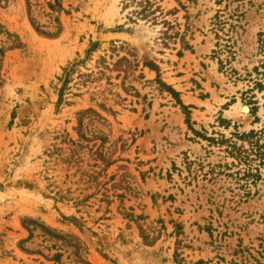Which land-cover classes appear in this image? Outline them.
<instances>
[{"label":"rangeland","instance_id":"obj_1","mask_svg":"<svg viewBox=\"0 0 264 264\" xmlns=\"http://www.w3.org/2000/svg\"><path fill=\"white\" fill-rule=\"evenodd\" d=\"M0 264H264V0H0Z\"/></svg>","mask_w":264,"mask_h":264},{"label":"trees","instance_id":"obj_2","mask_svg":"<svg viewBox=\"0 0 264 264\" xmlns=\"http://www.w3.org/2000/svg\"><path fill=\"white\" fill-rule=\"evenodd\" d=\"M145 67H148L150 70H153V71H155V72H159L158 67H157L155 64L151 63V62L145 63ZM170 92H171L172 94H176V93H175L173 90H171V89H170ZM182 108H183V109H186V107H184V106H182Z\"/></svg>","mask_w":264,"mask_h":264},{"label":"bare ground","instance_id":"obj_3","mask_svg":"<svg viewBox=\"0 0 264 264\" xmlns=\"http://www.w3.org/2000/svg\"><path fill=\"white\" fill-rule=\"evenodd\" d=\"M242 111H243V110H242ZM244 111H245V110H244ZM237 114H238L237 111L233 112V116H237Z\"/></svg>","mask_w":264,"mask_h":264}]
</instances>
